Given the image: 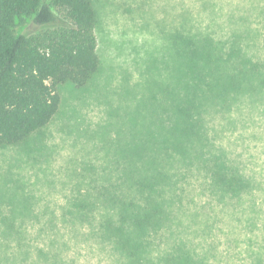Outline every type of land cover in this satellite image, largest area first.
<instances>
[{"label": "trees", "instance_id": "16d2710c", "mask_svg": "<svg viewBox=\"0 0 264 264\" xmlns=\"http://www.w3.org/2000/svg\"><path fill=\"white\" fill-rule=\"evenodd\" d=\"M226 1L207 0L197 15L183 10L190 24L186 21L169 35L184 76H178V85L182 83L185 94L177 98L174 88H164V111L172 112L177 121L169 115L165 119L169 128L164 145L158 139L163 154L152 150L147 158V148L138 145L116 161L118 177H107L99 186L92 178L90 184L96 187L73 205L72 216L89 222L87 237L112 255L114 264H212L206 254H198L199 246L207 254L214 249L206 245L205 229L221 214L237 223L242 209L243 231L251 236L264 231L263 167L256 174L249 164L252 173L247 174V162L238 163L216 147L208 127L210 116L231 111L245 95L244 85L264 75V62L253 60L245 46L250 31L259 32L252 26L259 19L264 29V8L247 0ZM228 11L231 14H225ZM204 13L208 16L198 20ZM222 15L236 20L238 34L229 32L226 19H218ZM178 16L168 15L170 29ZM221 21L223 30L216 26ZM97 28L94 0H0V149L24 146L52 123L61 109L60 87L84 89L94 82L102 71ZM224 64L231 74L223 79L219 73ZM263 90L264 79L259 93ZM183 185H199L226 206L221 214L205 212L204 225L193 233L200 234L198 244L187 235L194 219L185 222V216L194 218L201 212L188 209ZM243 196L240 209L236 202ZM238 224H232L226 240L230 244L238 240L231 237Z\"/></svg>", "mask_w": 264, "mask_h": 264}, {"label": "rangeland", "instance_id": "374dc122", "mask_svg": "<svg viewBox=\"0 0 264 264\" xmlns=\"http://www.w3.org/2000/svg\"><path fill=\"white\" fill-rule=\"evenodd\" d=\"M170 1L173 7L169 8V0H94L101 73L84 89L71 84L60 87L61 109L52 123L24 146L0 149V264H114V257L87 237L89 222L72 216L73 205L96 187L90 184L92 178L99 186L107 177H118L116 161L138 145L147 148V158L152 150L163 154L169 128L165 119L169 115L177 121L172 112L164 111V88H174L177 98L185 94L182 83L178 85V76H184L169 46V35L186 21L190 24L189 13L183 10L197 15L207 0ZM246 2L264 8V0ZM178 13L170 29L168 15ZM204 16L207 13L197 19ZM222 18L231 34L239 33L232 16L218 19ZM262 21L252 25L259 32L251 30L245 37L248 55L260 62H264ZM222 24L216 23L219 30ZM229 74V65H222L220 78ZM263 79L264 75L246 83L245 95L231 111L208 118L213 143L228 151L232 160L247 162V174L252 173L249 164L256 174L260 167L264 169V90L259 93ZM183 187L188 209L201 212L194 218L185 216V222L194 219L192 233L186 234L198 244L200 234L193 233L204 225L205 212L206 216L214 210L221 214L226 206L199 185ZM243 199L236 202L240 209ZM220 217L205 229L206 245L213 244L214 249L207 254L199 246L198 254H206L212 264H264V231L247 235L242 229L246 222L242 209L239 227L231 236L238 240L230 244L226 240L237 223ZM259 222L262 230L263 222ZM71 224H77L76 228Z\"/></svg>", "mask_w": 264, "mask_h": 264}]
</instances>
